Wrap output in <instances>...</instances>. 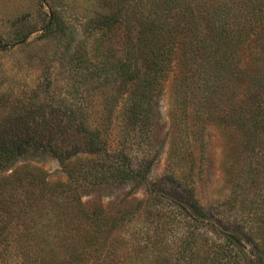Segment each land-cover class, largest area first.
Returning <instances> with one entry per match:
<instances>
[{
  "label": "trees",
  "instance_id": "trees-1",
  "mask_svg": "<svg viewBox=\"0 0 264 264\" xmlns=\"http://www.w3.org/2000/svg\"><path fill=\"white\" fill-rule=\"evenodd\" d=\"M114 3V9L121 7L122 17L115 10L98 27L102 33L94 38L90 57L83 61L86 69L75 78L82 71L87 74L80 76L84 79L79 83L71 78L64 86L72 88V95L63 93L58 105L49 104L46 98H28L19 103L17 111V105L10 104V95L0 96V109H8L0 118V175L19 161L45 155L55 158L67 178L81 223L84 216L89 217L79 199L83 188L143 183L157 222L154 236L167 238L170 232L183 229L181 251L171 254L163 240L151 251L148 264H264V209L258 207L252 193L264 168V0ZM121 23L126 28L123 52L112 56L105 37ZM170 74L182 92L209 100L206 116L202 112L198 116L201 130L215 121L235 127L245 136V147L252 155L235 198L226 199L212 211L198 204L182 168L171 167L157 182L147 180L154 159L141 139ZM106 78L112 83L120 80L128 93L122 130L125 143L123 150L113 154L108 151L111 118L92 117L91 100L83 96L84 84ZM215 109L223 110L217 116ZM95 155L101 156L100 162L77 161ZM3 182L0 190L14 186ZM0 201L12 206L5 197ZM44 206L40 202L35 207ZM62 206L67 207L64 200ZM32 208L21 204L12 213L26 222ZM8 215L9 221L14 219L11 212ZM89 218L93 228L77 229L81 237L73 234L71 243L39 242L28 235L15 241L18 254L14 264H84L105 239L99 216L90 213Z\"/></svg>",
  "mask_w": 264,
  "mask_h": 264
},
{
  "label": "rangeland",
  "instance_id": "rangeland-1",
  "mask_svg": "<svg viewBox=\"0 0 264 264\" xmlns=\"http://www.w3.org/2000/svg\"><path fill=\"white\" fill-rule=\"evenodd\" d=\"M115 1L120 3V0H0V96L10 95V104L17 105V111L28 98H46L49 104L58 105L65 93L72 95V88L64 86L71 78L78 83L84 79L85 71L75 78L76 73L86 69L83 61L90 57L94 38L102 33L98 27L103 20L115 10L120 13V6L114 9ZM121 24L105 37L112 56H121L123 52L126 28ZM82 52L84 55L80 56ZM111 81L106 78L84 84L83 96L91 100L92 117L111 118L108 151L113 154L123 150L125 143L122 130L128 93L120 80ZM208 104L209 100L202 95L192 97L182 92L170 74L156 97L153 117L141 141L146 142L154 159L147 176L149 182L164 178L171 167L182 168L184 178L193 185L198 204L212 211L226 199L235 198L241 176L244 177L253 160L245 147V136L235 127L215 121L203 125L205 129L201 130L198 116L201 112L206 116ZM7 110L0 109V118ZM222 110L219 113L215 109L216 115ZM83 159L100 162L101 156H82L77 161ZM259 175L260 184L252 193L258 207L264 209V168ZM4 180L14 186L0 190V198L5 197L12 205L6 207L0 201V264H14L18 254L15 241H23L25 235L39 242L71 243L76 236L73 234L81 237L82 232L77 229L93 228L90 213L99 216L105 239L98 252H93L84 264H148L151 251L163 244V240L174 255L183 246L182 228L177 229L178 233L170 232L167 238L154 236L157 222L151 215L150 199L143 183L83 188L79 199L89 217L84 216L81 223L75 198L71 199L69 183L55 158L45 155L19 161L0 175V189L5 185ZM40 202L45 206L39 209L35 206ZM21 204L34 206L26 222L12 213ZM167 205L168 202L165 204L168 210ZM9 212L14 218L11 221ZM79 223L83 225L75 228Z\"/></svg>",
  "mask_w": 264,
  "mask_h": 264
}]
</instances>
